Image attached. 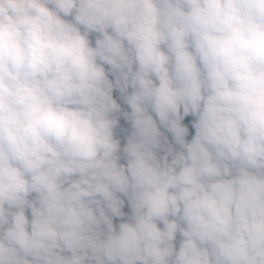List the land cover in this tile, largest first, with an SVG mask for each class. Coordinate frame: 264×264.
<instances>
[{"label": "clouds", "instance_id": "9594fccd", "mask_svg": "<svg viewBox=\"0 0 264 264\" xmlns=\"http://www.w3.org/2000/svg\"><path fill=\"white\" fill-rule=\"evenodd\" d=\"M0 264H264V0H0Z\"/></svg>", "mask_w": 264, "mask_h": 264}]
</instances>
